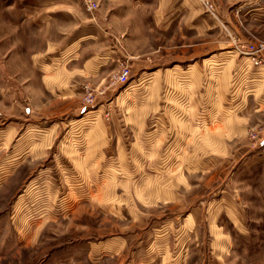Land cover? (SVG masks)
I'll return each instance as SVG.
<instances>
[{"label": "rangeland", "instance_id": "374dc122", "mask_svg": "<svg viewBox=\"0 0 264 264\" xmlns=\"http://www.w3.org/2000/svg\"><path fill=\"white\" fill-rule=\"evenodd\" d=\"M86 1L0 0V264H264V146L252 135L264 128V110L245 134L232 129L257 108L259 89L241 98L246 108H228L227 79L242 57L228 44L229 23L222 18L219 50L212 52L218 60L208 67L220 75L219 97L211 99L196 93L194 78L162 80L163 73L174 74L168 68L183 55L175 47L177 34L170 40L156 24L151 43L145 32L133 41L138 19L129 28L126 19L110 17L114 1L94 0V13ZM231 3L223 1L224 12ZM252 13L239 19L240 33L233 34L264 40V8ZM124 22L121 60L136 62L149 53V68L134 65L126 84L110 85L112 72L91 81V105L84 95L54 98L46 64L65 63L81 46L86 55L99 53ZM102 25L114 32L105 38ZM85 35L92 36L80 46ZM210 40L187 32L188 43ZM196 51L186 48L188 64ZM119 64L112 61L108 69ZM147 72L155 81L146 80ZM212 100L218 135L209 131L203 146L190 138L187 145L173 144L177 124L186 123L193 136ZM51 127L54 136L41 144ZM245 143L256 151L238 154ZM218 211L216 224L230 236L227 247L216 243L210 223Z\"/></svg>", "mask_w": 264, "mask_h": 264}, {"label": "crops", "instance_id": "0c3cea01", "mask_svg": "<svg viewBox=\"0 0 264 264\" xmlns=\"http://www.w3.org/2000/svg\"><path fill=\"white\" fill-rule=\"evenodd\" d=\"M101 4V2H107L110 0H98ZM114 1V11L111 13L110 17H113L115 19H120L118 22H123L121 19H126V24H130L129 28L131 26H134V23L132 24L131 19H138L137 25H140L141 27L136 29V31H132L134 35L133 41H135V38L142 33L147 34V45L148 43H151V34L155 30V25H160L162 29L164 30V34L168 35L170 37V40H173L175 38L174 35H178V44L175 47H178L180 50L182 49V56L178 59H174L172 62V68H168V70L175 71L174 74L171 73H163L162 80L163 81H187L189 78L195 79L194 81L198 84L195 85L196 93H200L201 97L206 98H217L219 97V90L215 87L218 85V79L219 76L217 73L214 72V70H211L210 65H214L215 62H217L218 58H215L218 54H213V51L219 50V41H218V34H219V28L222 23H224V18L229 25L228 29L231 31V37L228 42V44L234 45V37H237L235 34L240 33V26H239V19L242 17H245L247 14L252 13L256 10H263L264 8V1L263 0H231L232 3V9L229 13L224 12V9L222 8V3L224 0H217L218 3V9L221 12L220 20L219 17H215L209 13H206L201 5L199 0H111ZM243 2L242 4L238 5L239 3ZM259 4V8H253L254 5ZM220 5V6H219ZM252 7V8H250ZM222 9V10H221ZM253 14V13H252ZM264 13H259V16H262ZM117 22V23H118ZM119 26L116 25V31L117 36L109 42V44H106L108 46H105L104 48H101L99 53L86 55V49L83 48L81 45L84 44L88 38H91L92 35H85L83 39L80 41V46L75 52H70L68 54L70 57L67 59L65 63H60V60L54 61L52 64H46V66L51 67L50 69V75H44V78L46 76L53 77L54 79H51L50 81L52 83L51 87L52 89H49L51 94L54 96V98H71L72 96H81L84 95L85 86L89 85L91 81H103L105 80L111 72L114 71V69H108V66L110 62L116 61H123L121 60V57H123L125 54H123L120 45L122 43V38L119 36V34L124 33V28L122 25L124 23H120ZM102 31L100 30V33H102L105 38L108 37L109 34L113 33L114 31L109 30L107 27L103 26L101 27ZM188 30L194 31L196 34H208L211 36L210 42L201 43V42H190L187 41V32ZM136 35V36H135ZM212 36H215V39L213 41ZM109 39V38H108ZM249 40V39H246ZM132 41V40H131ZM139 41V39H138ZM83 43V44H82ZM85 45V44H84ZM194 47L195 50L200 51L199 54H195L196 57H194V61L187 63V57H186V48L187 47ZM154 49V48H153ZM212 50L211 56L207 58H203L201 60H198V57L201 58V56L204 54L203 51L206 50ZM81 50V51H80ZM154 51V50H153ZM197 51L195 53H197ZM199 55V56H198ZM140 58V55L136 56V62H131L130 65H132V68L134 65L149 68L151 65L152 58L149 56V53H147L146 58H140V60H137ZM125 60V59H124ZM135 62V63H134ZM234 68L231 71V74L228 76L227 79V96L228 101L231 102L229 104L228 108H232V110L235 112L236 108H239L242 106V100L241 98L244 97V95L247 93V91H250L254 88L259 89V94L254 102V105L257 106L256 109H254L251 113V115L242 122V125H239L236 128L235 122L232 124V129L238 131L236 134L243 135L248 131L247 124L254 119V116L258 113L263 112L264 109H261L260 106L264 104V66L257 67L253 65L249 60H247L244 57H241L237 60H235ZM187 63V64H184ZM117 65V64H116ZM188 65V66H187ZM189 66L196 67L195 73L190 75L188 71L190 70ZM176 67H180L177 69ZM156 75H152L151 73L147 72V76L145 77L147 81L150 79H153L155 81ZM193 81V80H192ZM81 83V85H76L73 83ZM50 87V88H51ZM179 94L182 92H186V90L182 89V87H178ZM181 93V94H182ZM211 105L209 108L205 109L204 112L201 113L200 119H198L193 127L194 135L189 136L187 135L186 129L187 124L183 122H179L177 124V132L175 133V137H173L175 145H187L188 139L193 140L194 145L197 146L201 145L203 146V139L206 137L210 131L211 137H214L217 133L214 134L218 130V128L215 127L216 123L218 121V112L217 108L218 105H213V100L211 101ZM71 104V102H70ZM216 107V108H215ZM243 108H246L247 105L244 103L242 106ZM180 111V110H179ZM204 113V114H203ZM57 114V110H54V115ZM209 114V116H208ZM252 116V117H251ZM252 118V119H251ZM192 130V127L189 128ZM55 127H51V132L46 133V135L43 137V141L41 144H46L51 140V137L55 134ZM205 131V132H204ZM235 134V135H236ZM218 135V134H217ZM234 135V136H235ZM218 142V141H217ZM216 142V143H217ZM227 145V150H229V145ZM248 145L242 144L241 147H239L238 154H243V156L247 153H252L255 150L254 147L252 149H248ZM261 146H264V144H261ZM213 152V151H211ZM201 153V151H200ZM198 159H200V154L198 155ZM211 158V157H210ZM205 159V160H213L211 159ZM218 211L217 213L212 216L210 219V223L212 224V230L215 236V239L217 240L216 243L220 244L221 246L227 247L230 243V236L229 234H226L223 232L222 227L217 226L216 221L217 217L219 215ZM228 215L232 218V221L235 222V224L242 230H245V226L243 225L242 221L239 219V217L232 211L228 210Z\"/></svg>", "mask_w": 264, "mask_h": 264}, {"label": "built area", "instance_id": "2783aa9c", "mask_svg": "<svg viewBox=\"0 0 264 264\" xmlns=\"http://www.w3.org/2000/svg\"><path fill=\"white\" fill-rule=\"evenodd\" d=\"M202 7L211 15L218 17L215 0H199ZM87 9L94 13L99 9L98 2L94 0L86 1ZM234 49L238 53L249 60L253 65L257 67L264 66V40L261 39H249L242 40L240 37H234ZM132 75V67L127 60L120 61L119 68L114 70L110 74L109 84L118 85L126 84L129 82ZM96 97L95 89L89 84L85 86L83 102L85 105H91ZM254 138L259 139L257 144H264V128L255 131L252 134Z\"/></svg>", "mask_w": 264, "mask_h": 264}]
</instances>
